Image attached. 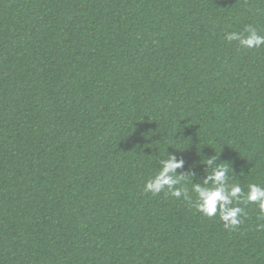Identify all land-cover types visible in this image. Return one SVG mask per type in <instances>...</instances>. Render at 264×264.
<instances>
[{"label":"trees","instance_id":"trees-1","mask_svg":"<svg viewBox=\"0 0 264 264\" xmlns=\"http://www.w3.org/2000/svg\"><path fill=\"white\" fill-rule=\"evenodd\" d=\"M249 27L264 0H0V264H264L258 204L225 228L192 190L264 188ZM169 156L179 198L145 191Z\"/></svg>","mask_w":264,"mask_h":264},{"label":"clouds","instance_id":"clouds-1","mask_svg":"<svg viewBox=\"0 0 264 264\" xmlns=\"http://www.w3.org/2000/svg\"><path fill=\"white\" fill-rule=\"evenodd\" d=\"M246 30L248 32L246 37L237 33H230L227 35V39L239 40L240 46L246 48L264 45V36L258 35L255 29L251 27ZM181 166V161H175L174 157L169 156L163 162V168L145 184V191H151L155 194L167 185L173 196L177 198L181 197L182 192H184L183 188L171 190L172 185L179 183V177L170 175L174 173L176 168ZM227 172L228 168L224 165L217 166L213 173L205 177L203 186L193 185L192 190L196 194L195 207L198 211L209 217L219 211L220 219L224 222V227L234 228L241 223L238 217L243 212V209L235 206V204L241 201L257 203L261 213H264V188L250 184L246 194L242 192L239 184H233L230 188H227L225 186ZM185 199H189V197L185 196ZM259 227L264 228V225H260Z\"/></svg>","mask_w":264,"mask_h":264}]
</instances>
